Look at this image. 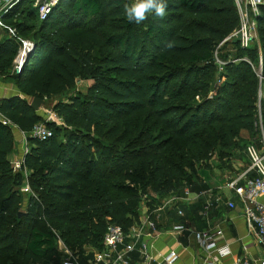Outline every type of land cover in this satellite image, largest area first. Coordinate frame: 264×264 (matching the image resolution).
Wrapping results in <instances>:
<instances>
[{"label": "trees", "instance_id": "trees-1", "mask_svg": "<svg viewBox=\"0 0 264 264\" xmlns=\"http://www.w3.org/2000/svg\"><path fill=\"white\" fill-rule=\"evenodd\" d=\"M33 1L4 19L16 38L0 35V79L19 94L0 100L11 125L0 123V264H60L59 241L85 264L108 226L128 232L143 207L153 212L257 140L264 6L258 44L232 42L221 58L235 63L219 75L214 54L240 24L234 0H166L163 18L140 24L124 14L130 0H60L45 21ZM19 39L34 49L15 74ZM77 81L91 82L85 94ZM34 99L62 125L46 123ZM41 124L52 132L44 142L29 137ZM12 127L29 144L19 171Z\"/></svg>", "mask_w": 264, "mask_h": 264}, {"label": "built area", "instance_id": "built-area-1", "mask_svg": "<svg viewBox=\"0 0 264 264\" xmlns=\"http://www.w3.org/2000/svg\"><path fill=\"white\" fill-rule=\"evenodd\" d=\"M22 0H0V30L6 31L11 39L16 38L14 29L5 25V17L12 9ZM60 0H36L35 8L37 10L40 21H45L52 10L56 7ZM240 24L223 43L219 45V49L225 43H238L241 49H248L255 42L258 44L256 21L258 16V8L264 6V0H234ZM21 44L18 51L16 61L14 62V72L18 74L25 63V59L30 52L33 51L34 45L29 41L19 39ZM219 52L214 54V66L217 73H223L226 65L235 63L230 58L226 61L217 58ZM260 100V96H259ZM257 131L258 138L256 141L249 143L244 151V155L248 162V168L240 176L236 178L226 179L224 188L236 197L242 204V217L244 218L249 232L254 236L255 243L264 249V205L260 202V198L264 196V122L260 106H257ZM57 122L61 124L59 120ZM3 126L11 127L10 123L0 119ZM15 128V127H12ZM22 140L26 144L27 137L20 132ZM29 137L33 140L44 142L52 137V132L45 125L35 126ZM28 149H24V156ZM23 156V158H24ZM23 158L12 162L15 171H19L23 164ZM188 195V191L185 190ZM180 201L179 196H171L161 202V204L151 213L143 207L139 225L134 226L128 232H124L121 228L110 225L107 227L103 237V249L99 251L98 258L94 263L90 264H129L126 256L135 250V244L141 241L137 249L139 255L138 264H177L179 256L175 251H170L164 255H158L159 260L155 258L154 243L159 234L154 223V216L168 206L174 205ZM226 207L234 210L236 204L232 200H227ZM178 216L182 217V213L178 212ZM183 232H189L204 254L205 264H219V262L228 257L231 253L226 246H220L219 242L223 239V231L219 227H213L203 232H195L188 230L183 225L175 226L171 234L178 235ZM59 249L62 254L60 264H82L78 257L71 254L63 245L58 242ZM233 264H247L244 260L236 259ZM264 264V261L261 262Z\"/></svg>", "mask_w": 264, "mask_h": 264}, {"label": "crops", "instance_id": "crops-1", "mask_svg": "<svg viewBox=\"0 0 264 264\" xmlns=\"http://www.w3.org/2000/svg\"><path fill=\"white\" fill-rule=\"evenodd\" d=\"M17 96H19L18 92L10 82L0 81V100ZM39 113L48 117L50 122L58 123L50 111L46 112L42 109ZM12 133L15 139L14 149L22 153L20 158L22 159L24 149H28L29 144L26 142L22 146L21 142H17L22 137L16 128H12ZM243 164L231 163L223 166L221 171L212 167L210 171L199 173L189 179L180 194L176 195L180 198L178 203L155 214L153 220L159 234L154 243V256L157 260H159L158 255L175 251L179 256L177 264H205L204 254L189 232L171 234L175 226L183 225L195 232H203L213 227H219L223 231V239L219 245L226 246L231 254L219 264H233L236 259L244 260L247 264H261L264 261V249L255 243L254 236L249 232L242 217L241 202L224 188L226 179L236 178L247 170L248 164L246 162ZM185 190L188 191V195L185 194ZM227 200H232L236 204L234 210L226 207ZM260 202L264 205V196L260 198ZM178 212L182 213V217L178 216ZM140 244L141 241L136 242L135 250L126 256L129 264H138L137 249ZM98 253L99 251L86 250L83 262L94 263Z\"/></svg>", "mask_w": 264, "mask_h": 264}, {"label": "clouds", "instance_id": "clouds-1", "mask_svg": "<svg viewBox=\"0 0 264 264\" xmlns=\"http://www.w3.org/2000/svg\"><path fill=\"white\" fill-rule=\"evenodd\" d=\"M166 8V0H130V3L125 5L124 14L128 21L140 24L152 14L163 18Z\"/></svg>", "mask_w": 264, "mask_h": 264}, {"label": "rangeland", "instance_id": "rangeland-1", "mask_svg": "<svg viewBox=\"0 0 264 264\" xmlns=\"http://www.w3.org/2000/svg\"><path fill=\"white\" fill-rule=\"evenodd\" d=\"M32 1V0H31ZM34 3H33V8H35V2H36V0H34L33 1ZM60 2V1H59ZM59 2L57 3V5H56V7L59 5ZM2 34V31H0V35ZM221 48H223V46H221ZM223 50V52L222 53H220V54H218V56H217V58L219 59V60H222V56L224 55V56H226L227 54H230L231 55V53H233L234 52V49H233V46L229 43L228 45H226L225 46V48H223L222 49ZM0 81L1 82H7V81H2L1 79H0ZM91 86V82H77L76 83V92L77 93H80V94H85L86 93V91L88 90V87H90ZM44 111H46V112H48L47 110H45V109H43ZM46 120H45V122L47 123V122H50V120H49V118L47 117V118H45ZM263 119V118H262ZM264 122V121H263ZM55 123V122H54ZM55 124H57L58 126H60V124H58V123H55ZM17 142H21V144H23L22 146H24L25 145V143H24V141L21 139V140H17ZM15 146V145H14ZM243 147H244V145H243ZM246 147V146H245ZM245 150V149H244ZM243 153H244V151L243 152H241L240 154L241 155H235L234 157H231L230 158V163H226L227 161H220L219 159L216 161V159H214L210 164H211V166L213 167V169H217L218 171H221L222 170V167L223 166H225V165H227V164H231V163H241L242 165H244L243 163H245V158H244V156H243ZM21 152H18V150L16 149H14V152L11 154V155H13V156H11L10 157V161L11 162H15V161H18V160H20V158H21ZM242 157V158H241ZM236 158H238V159H236ZM221 162H224L223 163V165H221ZM235 166V165H234ZM201 173H204V172H201ZM59 247H60V245L58 244V250H59V252H60V249H59ZM61 253V252H60Z\"/></svg>", "mask_w": 264, "mask_h": 264}, {"label": "water", "instance_id": "water-1", "mask_svg": "<svg viewBox=\"0 0 264 264\" xmlns=\"http://www.w3.org/2000/svg\"><path fill=\"white\" fill-rule=\"evenodd\" d=\"M28 61V57L25 59V63ZM31 109L35 112H40L45 107V102L43 100L34 99L30 104Z\"/></svg>", "mask_w": 264, "mask_h": 264}]
</instances>
